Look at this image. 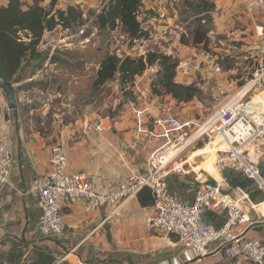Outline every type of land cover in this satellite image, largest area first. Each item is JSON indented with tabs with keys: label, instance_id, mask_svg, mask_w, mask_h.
Returning a JSON list of instances; mask_svg holds the SVG:
<instances>
[{
	"label": "crops",
	"instance_id": "0c3cea01",
	"mask_svg": "<svg viewBox=\"0 0 264 264\" xmlns=\"http://www.w3.org/2000/svg\"><path fill=\"white\" fill-rule=\"evenodd\" d=\"M35 1L27 0V3L33 4ZM38 1L47 6L52 0ZM83 1L86 11H99L103 0ZM250 1L215 0L210 45L215 44L217 54L212 51V59L206 57L209 65L203 70L205 77L210 76L209 70L213 68L219 72L212 73L213 75L224 74L220 73L221 66L218 62L213 66L215 57L217 60L228 56L236 57V53L232 52L238 50L240 53L250 52V57H254L256 63L264 55V11L249 10ZM181 2L182 0H144L139 19L149 36L139 41L141 49L143 48L139 55L148 51L144 48L149 41L166 38L172 33L178 35L175 43L180 44L177 29ZM226 37L231 41L228 45ZM169 49L170 46L163 48L165 53L171 54ZM244 58L248 56L244 55ZM150 70L147 69L143 75L136 77L134 84L138 90V81ZM39 73L38 71L25 77L23 82L35 85L43 78ZM176 80L184 84L191 83L189 77L178 71ZM232 82L235 83L234 80ZM151 94L154 95L152 92ZM166 98L171 103H176L170 96ZM154 102L156 99L151 103L144 101L143 105L134 108L140 118L148 112L153 117L158 116L160 112L154 111ZM8 108L7 97L0 89V131L6 136L14 160L9 184L0 187V250H7L14 243L23 245L26 253H29L34 246H39L56 259H64L66 264H252L244 258L234 260L227 257L220 246L243 232L247 238L264 240V211L259 206L251 209L253 224L247 228L235 227L227 238L211 243V253L205 258L198 257L185 243L178 242L176 246H172L171 241H177L174 236L151 231L147 221L153 212L154 203L142 204L138 194L121 205H103L89 212L78 204H68L64 208V232L53 237L42 236L38 230L41 215L38 198L30 189L36 178L45 176L52 170L51 151L55 144L61 145L66 151L69 170L83 173L100 192L116 190L133 171L146 173L147 162L153 152L143 149L140 142L133 140L132 133L135 130H130L128 124L113 125L104 123L105 120H98L96 122H101L104 126L102 133L96 130L94 123L83 122L64 126L61 131L48 134L21 126L20 110L10 114L7 112ZM257 149L260 151L259 165L264 175V139L257 143ZM233 169L223 174L216 166L204 172L211 182L221 185L234 198H241L238 191L240 187L247 194L248 199H242L246 204L263 202L264 192L257 184ZM193 170L200 175L203 172L195 168ZM197 173L172 172L167 177L171 189L182 200H193L199 184ZM205 219L219 227L225 223L226 213L208 212L205 213Z\"/></svg>",
	"mask_w": 264,
	"mask_h": 264
},
{
	"label": "rangeland",
	"instance_id": "374dc122",
	"mask_svg": "<svg viewBox=\"0 0 264 264\" xmlns=\"http://www.w3.org/2000/svg\"><path fill=\"white\" fill-rule=\"evenodd\" d=\"M95 11L96 9L87 11L84 25H76L70 29L58 27L48 32L39 45L41 58L27 61L22 68L18 75L21 81L14 83L21 126L52 134L61 131L64 126L70 124L94 123L98 120H105L104 123L113 125L116 123L128 124L130 130L131 128L135 130L132 133L133 140L140 142L143 149L151 150L154 155L168 146H173L177 140L183 145L194 136L199 124L217 106L224 103L229 95L245 84L254 71L255 61L254 57H250L251 53H240L235 50L232 53H236L240 58L228 56L226 59L218 58L217 60L216 57L213 59L215 61L213 66L216 65V62L220 64V73H224L222 76L213 75L212 73H219L213 68L209 70L210 76L205 77L203 70L209 65L206 55L212 51L215 55L217 54L215 44L210 45L208 50L201 46L182 44L180 38L185 23L179 19V29L177 30L180 44L175 43L178 35L172 33L166 38L149 41L144 49H157L165 52L163 48L170 46L169 51L180 62L178 73L189 77L191 83H196L202 89L198 99L187 104L171 103L166 96L152 95L149 90L151 91V81L157 73V68L148 71L145 77L138 81L140 90L136 88L135 84L128 85L122 90L119 82L115 80L95 91L92 82L101 60L107 53L139 56L143 50L139 42H133L120 29H98L93 18ZM226 39L229 38L226 37ZM230 42L228 40L226 44L228 45ZM244 55L248 58H244ZM231 68L232 71H229ZM38 71L43 78L38 80L35 85L23 82L25 77ZM233 80L235 83L232 82ZM0 89L4 93L2 88ZM153 99H156L154 111L160 112L156 114H158L157 117L163 119L162 123H158V118L153 117L150 112L140 118L134 109L143 105L144 101L151 103ZM7 112L14 113L9 108ZM170 116L179 120L182 125L181 130L167 133V120ZM139 124L142 125L140 131ZM213 141L216 140L194 141L181 151L176 165L184 163L185 168L192 169L194 175L196 172L193 168L206 171L200 166V162H205L206 158L211 156L214 148L212 147ZM199 143H202L200 148L198 147ZM207 146L211 147L205 152V155L196 158V152ZM216 154V163L212 165V168L218 166L223 174L230 172L229 169L233 168L227 160L226 153L221 150ZM233 171L242 173L240 169H233ZM199 176L201 175L199 174Z\"/></svg>",
	"mask_w": 264,
	"mask_h": 264
},
{
	"label": "built area",
	"instance_id": "2783aa9c",
	"mask_svg": "<svg viewBox=\"0 0 264 264\" xmlns=\"http://www.w3.org/2000/svg\"><path fill=\"white\" fill-rule=\"evenodd\" d=\"M9 1L0 0V6ZM56 1L59 7L73 5L86 13L87 7L83 0ZM249 10L264 11V0H251ZM206 57L212 59L213 55L208 53ZM157 118L158 123L163 122L161 117ZM167 123V133L182 129L179 120L172 116ZM94 124L98 132H104L101 122ZM194 135L196 137L190 144L198 140L221 139L225 143L223 151L230 165L242 170L244 176L254 181L264 192V175L259 165L260 151L257 149V143L264 139V55L256 62L246 83L217 106L199 124ZM180 145L177 140L175 147L168 146L152 155L146 173L133 171L116 190L100 192L83 173L69 170L66 151L61 145L55 144L51 151L52 170L36 178L30 189L37 196L41 210L39 233L44 237L61 235L65 230L64 208L68 204H78L87 212L94 211L103 205H121L147 187L154 199L153 212L147 221L148 228L176 237L177 241H171L172 246L178 242L185 243L198 257H207L211 253V243L227 238L235 227L247 228L253 224L251 209L259 206L264 211V201L248 205L242 201L243 198L248 199L242 188H238L241 198L236 199L225 192L221 185L211 182L204 171L202 176L195 171L199 184L193 200H182L171 189L167 179L172 172L192 173V169H186L184 163L176 165L181 151L174 155L172 150ZM13 163L6 136L0 131V187L9 184ZM214 211L226 213V221L222 226L216 227L206 221L205 213ZM220 250L234 260L244 258L252 264H264V240L247 238L244 232L226 241ZM64 263V259L55 261V264Z\"/></svg>",
	"mask_w": 264,
	"mask_h": 264
},
{
	"label": "trees",
	"instance_id": "16d2710c",
	"mask_svg": "<svg viewBox=\"0 0 264 264\" xmlns=\"http://www.w3.org/2000/svg\"><path fill=\"white\" fill-rule=\"evenodd\" d=\"M143 4L144 0H104L99 11L93 13L95 26L100 30L120 29L133 42L146 39L149 32L139 19ZM178 10L179 19L185 23L181 43L208 50L215 0H182ZM86 14L87 11L85 13L73 5L58 7L56 0L47 6L41 5L38 0L33 4L10 0L1 5L0 75L13 84L20 82L18 75L27 61L41 58L39 45L45 33L58 27L70 29L84 25ZM179 65V60L172 54L157 49H150L139 56L109 52L99 64L92 87L98 91L107 83L117 80L124 90L128 85L132 86L136 77L143 75L147 69L157 68L151 81V92L155 96H170L177 103L187 104L198 99L202 89L196 83L184 84L176 80ZM198 145L202 147V143ZM138 197L142 204L154 203L151 190L147 187L138 193ZM56 260L53 254L39 246H34L29 253H26L23 245L14 243L9 249L0 250V264H55Z\"/></svg>",
	"mask_w": 264,
	"mask_h": 264
},
{
	"label": "bare ground",
	"instance_id": "6f19581e",
	"mask_svg": "<svg viewBox=\"0 0 264 264\" xmlns=\"http://www.w3.org/2000/svg\"><path fill=\"white\" fill-rule=\"evenodd\" d=\"M195 137H196L195 135L192 136L182 146L178 147L177 149L176 148H173V150H172L173 151V154L176 155L180 151L184 150L192 142V140ZM175 144L176 143L173 144L174 147H175ZM210 147L211 146H207L203 150L197 151L196 154H195L196 155V158H199V157L204 156L205 155V152H207L210 149ZM212 147H214V148H213V151L211 153V156L207 157L208 159L206 158V161L205 162H202V161L200 162L201 163L200 166L202 168H204L206 171L207 170H212V165L214 163H216V157H217L216 152L223 150L225 148V143L221 139L217 138L216 141H213L212 142ZM216 150H218V151H216Z\"/></svg>",
	"mask_w": 264,
	"mask_h": 264
},
{
	"label": "water",
	"instance_id": "95a60500",
	"mask_svg": "<svg viewBox=\"0 0 264 264\" xmlns=\"http://www.w3.org/2000/svg\"><path fill=\"white\" fill-rule=\"evenodd\" d=\"M0 88L4 91L7 100L9 109L17 113L18 111V97L16 92V87L13 83L7 81L0 75Z\"/></svg>",
	"mask_w": 264,
	"mask_h": 264
}]
</instances>
